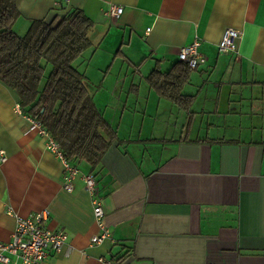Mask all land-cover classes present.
Returning <instances> with one entry per match:
<instances>
[{
  "label": "crops",
  "instance_id": "obj_1",
  "mask_svg": "<svg viewBox=\"0 0 264 264\" xmlns=\"http://www.w3.org/2000/svg\"><path fill=\"white\" fill-rule=\"evenodd\" d=\"M55 2L17 0L14 30L75 9L94 22L76 65L117 138L97 166L70 159L80 175L68 191L62 160L0 80V241L12 239L15 215L48 209L47 226L68 242L41 264H264V0ZM112 4L124 8L118 18ZM230 27L243 36L221 53ZM195 39L205 61L182 88L185 108L148 77ZM84 174L111 231L101 244Z\"/></svg>",
  "mask_w": 264,
  "mask_h": 264
},
{
  "label": "trees",
  "instance_id": "obj_2",
  "mask_svg": "<svg viewBox=\"0 0 264 264\" xmlns=\"http://www.w3.org/2000/svg\"><path fill=\"white\" fill-rule=\"evenodd\" d=\"M17 0H0V80L19 95L24 113L39 121L69 159L97 166L117 138L97 107L90 83L76 61L92 47L94 22L79 9L52 20L35 19L24 35L14 30ZM51 66L50 71L48 68ZM195 70L186 62L169 72L154 70L151 86L188 108L182 88Z\"/></svg>",
  "mask_w": 264,
  "mask_h": 264
},
{
  "label": "built area",
  "instance_id": "obj_3",
  "mask_svg": "<svg viewBox=\"0 0 264 264\" xmlns=\"http://www.w3.org/2000/svg\"><path fill=\"white\" fill-rule=\"evenodd\" d=\"M63 1L56 0L55 6H60ZM124 8L121 5L112 4L109 7L108 15L118 18ZM243 36V32L236 28L225 29L219 42V51L221 53L236 52L238 49V40ZM200 41L195 39L191 44L180 49L178 56L180 61L186 62L191 68L196 69L205 61L203 55L199 52ZM18 113H23L20 104L15 105ZM32 127L38 128L39 132L47 137V148L62 160L65 167L63 186L68 191H73L74 180L80 175L79 169L73 165L59 143L42 126V124L33 119ZM7 159L5 153H0V164ZM86 189L93 195L94 215L101 232L91 237V242L101 244L106 238L110 237L111 231L105 223V212L102 202L95 197V177L92 174L82 175ZM12 213V211H9ZM16 228L12 239L7 242L0 241V264H41L50 254V252L61 251L68 242V235L64 231H54L47 226L50 217L48 209H43L30 213L27 216L15 215ZM71 249L69 246L68 250ZM103 264H112L110 260H103Z\"/></svg>",
  "mask_w": 264,
  "mask_h": 264
},
{
  "label": "rangeland",
  "instance_id": "obj_4",
  "mask_svg": "<svg viewBox=\"0 0 264 264\" xmlns=\"http://www.w3.org/2000/svg\"><path fill=\"white\" fill-rule=\"evenodd\" d=\"M23 34V33H22ZM51 66L48 68V72L50 71Z\"/></svg>",
  "mask_w": 264,
  "mask_h": 264
}]
</instances>
